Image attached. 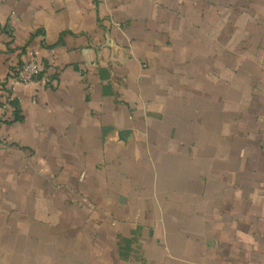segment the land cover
<instances>
[{"label": "crops", "instance_id": "1", "mask_svg": "<svg viewBox=\"0 0 264 264\" xmlns=\"http://www.w3.org/2000/svg\"><path fill=\"white\" fill-rule=\"evenodd\" d=\"M30 50L0 264H264V0H0V84Z\"/></svg>", "mask_w": 264, "mask_h": 264}, {"label": "built area", "instance_id": "2", "mask_svg": "<svg viewBox=\"0 0 264 264\" xmlns=\"http://www.w3.org/2000/svg\"><path fill=\"white\" fill-rule=\"evenodd\" d=\"M27 60L23 62L7 83L0 84V103L2 111H6L12 102V90L19 85L32 84L37 82L44 74V68L37 58V52L30 50L27 53ZM4 85V86H3Z\"/></svg>", "mask_w": 264, "mask_h": 264}, {"label": "trees", "instance_id": "3", "mask_svg": "<svg viewBox=\"0 0 264 264\" xmlns=\"http://www.w3.org/2000/svg\"><path fill=\"white\" fill-rule=\"evenodd\" d=\"M4 86V85H3ZM12 105L13 104H15L14 102L13 103H11ZM15 119H19V114H18V112L16 111V114H15Z\"/></svg>", "mask_w": 264, "mask_h": 264}]
</instances>
